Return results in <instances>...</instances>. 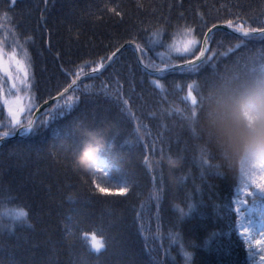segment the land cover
<instances>
[{"label":"trees","instance_id":"trees-1","mask_svg":"<svg viewBox=\"0 0 264 264\" xmlns=\"http://www.w3.org/2000/svg\"><path fill=\"white\" fill-rule=\"evenodd\" d=\"M229 20L264 26V0H17L14 6L0 0V54L15 49L30 71L32 107L24 111L22 125L81 68L84 73L104 63L127 41L146 45L152 32L163 29V40L171 44L182 39L177 33L185 24L202 41L209 27ZM208 47L215 53L212 61L193 72L167 73L161 93L127 44L104 72L78 82L75 91L40 111L31 132L0 142V264L253 263V250L236 223L240 179L223 167L198 123L175 109L189 114L182 100L189 83L203 95L211 81L258 73L264 67V37L245 39L216 28ZM164 50L146 48L145 61ZM180 83L183 92L176 88ZM69 96L73 106L50 118L49 109L65 105ZM102 124L110 127L114 147L99 157L111 165L113 187L127 183L125 196L99 194L92 171L72 163L79 129ZM10 127L0 98V133ZM153 151L154 157L163 151L182 158L175 183L164 168L162 175L146 169L144 157L154 158ZM15 208L27 212V223L9 228L2 213ZM90 233L104 241L99 252L85 239Z\"/></svg>","mask_w":264,"mask_h":264},{"label":"clouds","instance_id":"clouds-1","mask_svg":"<svg viewBox=\"0 0 264 264\" xmlns=\"http://www.w3.org/2000/svg\"><path fill=\"white\" fill-rule=\"evenodd\" d=\"M197 123L200 133L212 145L223 167L235 179H244L264 164V75L251 73L209 82L203 90ZM80 147L72 154L75 168L91 172L100 153L111 150L110 127L80 128ZM154 169L163 167L169 182L175 183V170L182 158L161 154L151 158Z\"/></svg>","mask_w":264,"mask_h":264},{"label":"snow or ice","instance_id":"snow-or-ice-1","mask_svg":"<svg viewBox=\"0 0 264 264\" xmlns=\"http://www.w3.org/2000/svg\"><path fill=\"white\" fill-rule=\"evenodd\" d=\"M17 0H11L12 6L15 5ZM139 7H143V5H139ZM109 11L114 12L115 15H121L120 12L116 11L115 9H109ZM3 19L7 20L8 16L7 13L4 14ZM227 27L233 29L235 32L240 33L241 36L245 39L251 38L253 34H259L260 36L264 37V26L261 27H249L247 26L246 22L241 23H234L232 20L226 22ZM3 27V25H0ZM217 27L216 24H213L211 27L204 32L203 40H197L196 36L193 34V27L191 25L185 24L182 28L178 30L177 35H180L182 39L180 41H176L175 38L171 44L166 43L163 40V29H157L149 35V41L146 45L136 44L135 50L140 54L138 58V62L143 65L145 71L149 73L152 77L151 83L155 89H159L161 93L166 91L164 84L161 83V79L170 72H193L195 71L200 64H204L210 62L214 59L215 53L209 49L208 45L212 41V33L213 30ZM128 44H133V41H127ZM156 46H161L165 50L163 52L157 53L156 57H148L147 62L145 61V57H147V52L145 51L146 48L154 49ZM123 47V46H121ZM199 47V54H196V49ZM236 47H239L237 45ZM235 49H230V51H234ZM121 51V48H117L110 56L107 57V60L104 63L97 64L95 67L91 68L90 73H84L85 75H93L100 71L102 67L105 66L106 63H110L117 53ZM207 54V55H206ZM194 57V59L192 58ZM11 60H14L16 65L18 66V71L24 73L25 81L27 79V67L26 65L22 64L20 60H15V49L13 50V54L10 56ZM103 59V58H102ZM178 59H183V65L176 63ZM157 60L159 61L157 63ZM199 62V63H197ZM81 73H83V68L77 72L76 78L73 79L72 84L69 85V88H73L74 85L77 84V80H79ZM261 75H264V67L259 69ZM9 79H13L9 76ZM13 88H16V84H12ZM187 92L185 95L182 96V100L186 104V108L189 112L188 115H184L183 109H175L177 113L183 116L184 119L190 121L192 124L197 122L198 114L200 109L202 108V95L199 91V86L195 83L187 84ZM176 88L183 92L184 85L182 83L177 84ZM74 91L76 89H73ZM68 89H65L67 92ZM196 93L194 95L193 93ZM63 97V93L60 94ZM73 97L69 96L65 105H61L57 102L54 109H49L48 115L50 118L55 119L57 115H64V111L62 110L64 107L71 108L73 105L70 103ZM78 101V97H76ZM190 101V105L187 103ZM7 104L8 101H5ZM123 104L127 105L128 101L123 100ZM130 113V109H125ZM20 111H23L21 109ZM10 116H12L11 120V127L7 131H3L0 133V139H4L8 137L10 134H14L15 129H23L25 133L32 131V122L28 123V127L24 128L21 124L20 120L16 118V113L10 110ZM47 121H44L46 123ZM146 127V126H145ZM142 129L138 127L136 129L137 132H140ZM193 134L198 135V133L193 128ZM138 139H143V137H138ZM162 154L163 151H162ZM154 157V151H153ZM146 169L150 172H159L162 175L163 167L154 169L151 163V158L146 155L143 161ZM255 168H264V164H255L253 165ZM92 180L91 183L95 185V191L99 194L105 196H125L129 192V187L127 186L126 182H118L115 187L112 186L110 180L112 179V168L108 161L103 158H99L98 163L96 164L95 168L91 172ZM155 179V176H153ZM106 185V186H102ZM260 188L261 192L264 193V185H257ZM251 195V193H248ZM153 196H157V193L153 192ZM3 216L8 217L10 220V224L8 225L9 228L12 227L14 224H24L27 223V212L23 208H15L2 213ZM4 228V225L0 223V230ZM85 239L91 244L92 250L99 252L101 249L104 248V242L101 239H98L96 234L93 233L89 236V234H85ZM259 244L260 241H257ZM260 262L264 264V255H260Z\"/></svg>","mask_w":264,"mask_h":264},{"label":"rangeland","instance_id":"rangeland-1","mask_svg":"<svg viewBox=\"0 0 264 264\" xmlns=\"http://www.w3.org/2000/svg\"><path fill=\"white\" fill-rule=\"evenodd\" d=\"M10 56L11 54L6 56L0 54V98L8 124L11 125L12 120L10 110L16 113V118L22 124L24 111L32 107L30 71L23 55L15 56V60H20L27 67L25 81L24 73L18 71V66L14 60L10 59ZM9 76L13 79L10 80ZM13 83L16 84V88L12 87ZM5 101L8 103L6 104ZM21 109L23 111H20ZM257 185H264V168L256 167L246 178L240 179L234 198L237 229L253 250L255 260L252 264H261L260 255H264V193ZM91 234L93 233L89 236ZM97 238L103 241L101 237L97 236ZM257 241L260 243L258 244ZM89 245L91 247L90 243Z\"/></svg>","mask_w":264,"mask_h":264},{"label":"water","instance_id":"water-1","mask_svg":"<svg viewBox=\"0 0 264 264\" xmlns=\"http://www.w3.org/2000/svg\"><path fill=\"white\" fill-rule=\"evenodd\" d=\"M216 28H222V29H225V30H227V31L233 32V33H235V34H237V35H241L240 33L235 32L234 30L228 28L226 25H223V24H217V27H216ZM253 35H256V34H253ZM127 44H128V43H127ZM127 44H124L123 47H120L121 50H122V48H124ZM130 45L133 46V47H134V50H135V45H136V44L133 43V44H130ZM119 52H120V51H119ZM119 52L117 53V55L119 54ZM135 53H136L137 60H138L140 54H139L136 50H135ZM193 59H194V58H193ZM111 62H112V61H111ZM111 62H110V63H106L105 66L102 67V68L100 69V71H99L98 73H96V74H93V75H85L84 73L81 74L79 80H77V84H78V82H80V81H82V80H84V79H86V78H89V77H91V76H94V75H97V74H100V73L104 72V71L110 66ZM138 63H139V62H138ZM183 63H184V62H183ZM183 63H179V64L183 65ZM197 63H199V62H197ZM139 65L143 68V65H142V64L139 63ZM143 69H144V68H143ZM90 72H91V71H88V72H85V73H90ZM72 81H73V80H72ZM72 81L69 83V85L72 84ZM77 84H76V85H77ZM69 85L65 88V89H68L67 92H65V89H64V90H62L61 92H59L58 94L52 96L51 98H49L48 100H46L45 102H43L41 105H39V106L34 110L32 116L30 117V119H29L25 124H23L24 128H27V127H28V123H29L30 121L32 122V125H33V124H34V121H35V119H36V116L38 115V113H39L40 111H42L45 107L49 106L50 104L54 103L55 101L62 99L64 96H66V95H67V94H68V93L74 88V86H76V85H74L73 88H69ZM61 93H63V97H61V95H60ZM20 130H22V129H17V130L14 132V134H10L8 137H6V138H4V139H0V142H1V141H4L5 139H8V138H10V137L18 136Z\"/></svg>","mask_w":264,"mask_h":264},{"label":"bare ground","instance_id":"bare-ground-1","mask_svg":"<svg viewBox=\"0 0 264 264\" xmlns=\"http://www.w3.org/2000/svg\"><path fill=\"white\" fill-rule=\"evenodd\" d=\"M22 131H23V129L19 131V134H20V132H22Z\"/></svg>","mask_w":264,"mask_h":264}]
</instances>
